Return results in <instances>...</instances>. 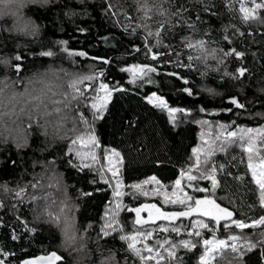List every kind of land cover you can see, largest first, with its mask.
<instances>
[{
	"label": "snow or ice",
	"instance_id": "obj_1",
	"mask_svg": "<svg viewBox=\"0 0 264 264\" xmlns=\"http://www.w3.org/2000/svg\"><path fill=\"white\" fill-rule=\"evenodd\" d=\"M164 2L165 0H160L159 3L155 0H134V7L128 8L125 4L114 5L112 0H95L93 11L99 9L97 15L106 20H113L114 25L119 24L122 28L119 40L115 33L103 37L105 43L112 41L113 48L122 49V52L118 50L113 56H93L84 49H71L67 47V40L58 39L54 42V47L61 52L89 58L93 63L88 65V71L85 73H66L69 76L70 91H63L61 99L56 103L67 110L65 120L70 117L72 128L63 131L58 128V140L65 143L49 142L47 147L50 151H58L69 169H78V175L86 173L91 190L81 189L84 198L91 197L95 192H111L98 229L91 224L88 226L96 231L97 248L103 246L101 241L107 244L109 238L122 245L116 250L120 253V258H117L112 248H108L109 254L104 258L103 264H129L130 258L131 264H193V261L198 264H214L216 257L221 256L225 250H229V264H264V123L260 122L264 120V99L256 95L248 99L245 94L244 80L250 76V72L244 66L246 52L237 46L242 45L246 37L252 35V30L249 28L245 33L235 24L214 29L211 18L220 17L218 13L210 11V4L201 2V7L194 9L200 14L193 19L192 9L185 8L183 0H176L175 4L172 0H167L169 8L164 7ZM26 3L55 6L57 0H0V6L5 9L0 11V16L13 18L12 25L3 26V31L16 30L17 20L23 16L21 9ZM228 6V0H225V8ZM64 9H70V5L65 3ZM114 9H119L125 23H120ZM61 11L63 17L78 15L71 10ZM83 11L87 15V9ZM130 11H136L140 15L130 16ZM239 11L241 23L248 25L255 22L264 25V0H250L249 4L240 0ZM149 13L165 19L155 21L157 26L153 28V18ZM203 14H208V20L204 19ZM29 23L31 30L28 34L38 35L42 25L31 21L30 18ZM177 27L182 30L183 35L175 32ZM229 28L233 29L231 33ZM75 30L87 33L90 28L75 25ZM216 32L220 33L221 39L210 41L208 36ZM176 35H179L177 45L164 42V38L171 39ZM128 36L136 39L124 44L123 40ZM261 37L264 38V31H261ZM160 48L165 51H160ZM178 48L190 53L186 60L181 59L183 52L177 50ZM141 52L145 57L141 62L128 63L122 58H131L133 53L139 56ZM40 55L54 57L56 52L53 48H48ZM252 56L255 59L257 53L253 52ZM209 59L214 61V64H209ZM230 59L238 61V66L232 71L228 70ZM14 60L13 63L7 55L0 56V64L5 71L11 68L19 73L23 69V56L16 53ZM168 65H172L175 70L167 71ZM161 68L164 69L165 75L180 82L179 88L176 89L178 95L172 99L168 98L171 93H161L159 82L154 79V76L160 74ZM181 69L198 71L202 78L209 71H215L222 83L215 87L201 85L198 90ZM117 74L120 79L116 78ZM3 79L7 81L8 77L5 75ZM15 82H21L19 75ZM31 82V79L25 78V91L18 94L27 97L25 103L35 102L29 105L27 110L30 117L41 109L44 96L43 91L33 94L27 87ZM153 84L157 85L156 90L145 88L146 85ZM230 88L237 91L233 93L229 91ZM256 91L264 96V86ZM202 93L213 99L205 104V95ZM181 97L188 100L199 99L201 104L184 103ZM215 98H219V106H216ZM125 99L129 102L126 109L122 103ZM133 99L136 100L134 106L131 103ZM251 103L259 104L261 110H250ZM136 109L162 120L164 134L173 143L177 142V138L183 137L188 125L201 126L200 143L191 147L190 154L185 152L187 159L181 162L178 174L171 181L170 192L167 190L168 186L156 174L136 179L131 183L126 180L128 166L120 147L125 141H116V135L120 133L126 136L129 131H135L147 120V116L141 117V113ZM56 111L60 112L61 108L57 107ZM122 111L124 114L120 115ZM40 114L47 115V112L44 110ZM201 114L227 115L230 119L223 122L210 121L204 119ZM197 116L201 118L197 119ZM109 119L112 121V141L105 140L104 129ZM246 120L255 121V126L241 122ZM148 127L155 135V125L149 123ZM37 128L42 130L43 135H47L46 124L37 123ZM13 143L18 152L30 147L27 139L23 138H13ZM236 145L246 154L247 172L233 175L225 162H217V154L222 153L227 157L230 149ZM231 159L235 161L236 157L232 156ZM243 162L241 160V163ZM6 163L15 166V161L10 157ZM55 163V158L45 161L46 166ZM154 163L163 165L159 159ZM232 166L235 167V164ZM221 173L242 183L245 176L250 175V183L255 185V188L249 190L253 192L254 199L245 207L248 212L253 213L252 215L244 211L238 213L236 201L230 198L228 193L223 197L217 196V191L221 189ZM100 181H103L104 188L98 186ZM202 181L207 182V186L202 184ZM146 185L150 187L146 188ZM0 187L5 193L13 191L7 184ZM25 192V188L16 186L17 204L24 203L21 193ZM141 197L145 200L149 197L159 198L161 203L140 202ZM31 200L35 202L37 197L32 196ZM125 200L128 202L125 203ZM222 200H227L228 205L232 206H227ZM161 205H171L175 210H165ZM63 207L67 205L62 202L61 210ZM0 210L4 211V216H0V228L8 230L4 236L13 245L17 241L30 244L41 230L55 225L64 234L62 247H71L77 252L72 264H80L87 256L84 251L85 241L91 238L78 234L75 225L69 224L70 218H66L62 223L58 215L51 212L41 213L32 207L29 210L33 220L29 226L30 222L24 218L17 205L9 206L0 200ZM144 212L147 213L146 216L141 215ZM189 218L191 219L188 224L182 223ZM157 221L160 223L157 224ZM177 221L181 223L177 224ZM257 226H260L261 231L255 235H248L244 231L249 228L255 230ZM20 227L25 230L23 234L18 232ZM233 229L240 231L237 233L232 231ZM204 230L211 235L205 238ZM220 230L225 235H217ZM84 231L87 232V228ZM157 232L168 235L163 239L157 238L155 244L147 242ZM182 233H185L187 238H172L171 234L179 237ZM181 250L184 255L180 254ZM25 253L23 246L17 254L9 251L6 244L0 242V264H65L64 258L56 250L48 251L46 255L31 257Z\"/></svg>",
	"mask_w": 264,
	"mask_h": 264
},
{
	"label": "trees",
	"instance_id": "obj_2",
	"mask_svg": "<svg viewBox=\"0 0 264 264\" xmlns=\"http://www.w3.org/2000/svg\"><path fill=\"white\" fill-rule=\"evenodd\" d=\"M114 5L125 4L128 8L134 7V0H112ZM159 3L160 0H155ZM176 0H172L175 4ZM201 2L204 4H210L212 7L210 11L219 14L220 18L213 16L211 18V24L214 29H220L222 25L235 24L237 27L248 32L249 28L252 30V35L246 37L245 42L242 45H237L241 50L246 52V60L244 66L249 69L250 76L244 80L245 94L248 99H251L254 95L264 99L260 93L256 90L259 87L264 86V38L261 37V31H264V25H258L253 22L245 25L241 23L240 19V0H228V8H225V0H183L184 7L192 9L191 15L193 19L200 14L194 9L201 7ZM70 5V9H64V4ZM245 4H249L250 0H244ZM164 7L169 8L170 5L165 0ZM95 8V0H57L55 6H41L38 3H26L24 8L21 9L23 16L17 20L16 30L12 32L3 31V26H11L13 18L10 16H0V56L7 55L14 63V57L16 53H20L23 56V69L19 73L15 70L8 68L6 71L2 64H0V186L7 184L13 191L5 193L3 188L0 187V200H3L6 205H17L22 210V214L27 219L31 226L33 220L32 212L29 210L35 207L37 211L41 213L51 212L53 215H58L61 222L69 217L70 225L74 224L78 229V234L84 235L86 238L85 249L87 256L80 261V264H103L104 258L108 256V248H112L114 252L119 249L122 245L120 242H113L110 238L107 244L103 241L100 243L103 245L101 248H97V242L95 240L96 231L92 227H88L90 224L94 225L98 229L100 223H102V216L105 210V204L111 196L110 190L107 192H95L89 198H84L81 189L91 190L89 183L86 179V173L77 174L78 169L73 171L63 163V159L58 151H50L47 147L49 142H55L59 144L65 143V141L58 140L57 129H71L72 123L70 117L65 120L66 109L63 106L57 104L56 101L61 99V93L63 91H70L68 88L69 76L66 73H85L88 71V65L93 63L89 58L79 57L76 55H69L61 52L58 48L54 47V42L58 39L67 40V47L71 49H84L87 50L90 55H108L113 56L122 49L113 48V42L109 41L105 43L103 40L104 36H108L115 33L117 39L121 38L122 28L119 24L114 25L113 20H106L97 15L99 9ZM75 11L78 15L63 17L61 11ZM83 9H87V15L84 14ZM0 6V11H4ZM117 16L120 23H125L123 15L120 14L119 9ZM130 16L136 17L140 15L136 11H130ZM152 15L153 23L152 26L155 28L157 25L155 21L165 19L149 13ZM204 19L208 20V14H203ZM29 18L33 22H38L42 25L38 35L28 34L31 30ZM115 19V18H114ZM75 25H81L90 28L87 33H79L75 30ZM203 26V25H201ZM233 29L229 28V33ZM175 32L183 35L182 30L177 27ZM136 39L135 37L128 36L123 40L124 44H127L129 40ZM208 39L219 40L221 39L220 33L209 35ZM139 43V40H137ZM166 44L177 45L179 42V35L173 38H164ZM215 47V45H211ZM48 48H53L56 52L54 57H43L40 55L42 51ZM160 51L165 49L160 48ZM183 52L181 59L186 60L188 53L187 50L177 49ZM257 53L254 59L252 53ZM195 55V54H193ZM128 63L141 62L145 59L144 53L141 52L139 56L135 53L132 54L131 58L122 57ZM175 59V57H173ZM167 59V56H165ZM98 63V62H97ZM209 64H214L211 59L208 60ZM238 66V61L230 59L228 62V70L232 71ZM202 69V66H200ZM175 70L172 65L167 66V71ZM186 75L189 76L193 85L200 90L201 85H208L215 87L222 83L219 78V74L215 71H209L205 77H201L198 71H188L187 69H181ZM8 77L7 81H4V76ZM19 75L21 82L17 83L16 77ZM25 78L31 79V83L27 87L33 91V94H37L40 91L44 92L42 97L41 109L34 113V116H29L27 110L29 105L35 103L28 101L26 96H20L19 93L25 91ZM117 79L120 76L117 74ZM154 79L159 82V90L163 94H169V99L174 98L178 95L176 89L179 88L180 82L174 80L164 74V69L161 68L160 74L154 76ZM126 83V80L124 81ZM6 85V86H5ZM148 90H156L157 85H146ZM229 91L235 93L236 89H229ZM14 93H16L14 95ZM205 95V104L209 100L213 99ZM217 105L219 106V98ZM184 103H195L201 104V100L193 98L188 100L185 97H181ZM125 109L128 107V100L122 101ZM132 105L136 104V100L131 101ZM60 107L61 111L57 112L56 108ZM250 110L258 111L260 105L257 103L249 104ZM24 109V111H22ZM46 110L47 115H41L40 112ZM137 112L141 113V117L147 116V120L142 123L135 131H129L126 136H122L120 133L116 135V141L124 140L125 143L121 144L120 147L126 157V164L128 171L126 173V180L128 183L135 181L136 179H143L148 175L156 174L161 178L165 185L168 186L167 190L171 191V181L175 175L178 174L181 162L187 159L184 155L185 152L190 154V149L200 143V131L201 126L190 124L187 126L183 137L177 138V142L173 143L167 135L164 134L165 129L163 127V121L157 120L156 116H151L146 112H141L140 109H136ZM123 111L120 115H123ZM159 115V114H157ZM204 119L210 121L220 120L227 121L230 119L227 115H205L201 114ZM201 118L200 116L196 117ZM249 126H255L256 122L253 120L241 121ZM264 123V120L260 121ZM37 123L41 125L46 124L47 135L42 134V130H38ZM112 121L109 119L107 126L104 131L106 133L105 140L112 141L111 135ZM152 123L155 125V135L153 130L148 127V124ZM13 138L27 139L30 147L24 148L21 151H17ZM141 144L143 147H141ZM7 148V151H5ZM232 156H235V161H232ZM15 161V166L11 163H6L8 158ZM55 158L56 163L50 166L45 165V161H50ZM159 159L163 162V165L156 164L154 161ZM241 160L244 162L241 163ZM217 162H225L229 171L233 175H238L247 172V160L246 154L238 146H234L230 149L227 157L222 153L217 154ZM235 164V167L232 166ZM221 189L217 191L218 197H223L225 193L229 194V197L236 201V210L247 212L248 215L253 213L248 212L245 207L248 203L254 199V194L249 189H254L255 185L250 183V175L245 176V180L236 181L232 177H226L223 173L220 174ZM226 182V183H225ZM207 186V182H201ZM19 185L25 188L26 192L21 193L24 198L23 204H17L15 189ZM35 185V187H32ZM99 187L104 188L103 181L99 182ZM150 187L148 185L145 186ZM78 193H80L78 195ZM32 196H36L37 200L33 202ZM62 202L67 207H63ZM128 201L125 200V203ZM140 202L149 203H161L159 198L141 197ZM222 203L228 205L227 200H222ZM165 210H175L171 205H161ZM122 215H126L122 213ZM134 215V214H133ZM0 216H4V211L0 210ZM7 219V217H5ZM189 219L183 220V224H188ZM14 223V221H12ZM160 222L157 221V224ZM181 221H177L180 224ZM131 227V225H130ZM87 228V232L84 229ZM8 230L6 228H0V242L6 244L9 251L16 252L19 254V249L23 246L26 249L27 256H34L40 253L48 252L51 250L59 251L65 261V264H72L73 259L77 256V252L71 247H62V241L64 240V234L60 228L52 225L51 228L45 227L40 231L33 241L29 243L21 244L17 241L15 245L11 241L6 240L4 233ZM24 228H18V232L23 234ZM232 231L239 232L240 230L233 229ZM248 235H255L261 231L260 226H257L255 230L245 229ZM31 236V233H29ZM165 233L157 232L154 234L149 241L155 244L156 239H163ZM173 239L187 238L185 233L177 237L175 234H171ZM211 233L204 230V236L207 238ZM217 235L223 236L225 233L220 230ZM184 255L183 251L180 252ZM83 255V252L81 253ZM117 258H120V253L116 252ZM230 254L227 252L225 256L216 259L214 264H229ZM59 264V263H57ZM131 264V258L129 260ZM193 264H198L197 261H193Z\"/></svg>",
	"mask_w": 264,
	"mask_h": 264
},
{
	"label": "rangeland",
	"instance_id": "obj_3",
	"mask_svg": "<svg viewBox=\"0 0 264 264\" xmlns=\"http://www.w3.org/2000/svg\"><path fill=\"white\" fill-rule=\"evenodd\" d=\"M141 215H142V216H146L147 213L144 212V213H141ZM67 218H69V217H67ZM70 223H71V221H70V219H69V224H70ZM227 252H229V250H225V251L221 254V256H219V257L225 256V255L227 254ZM219 257H216V259L219 258ZM216 259H215V261H216ZM215 261H214V262H215Z\"/></svg>",
	"mask_w": 264,
	"mask_h": 264
},
{
	"label": "water",
	"instance_id": "obj_4",
	"mask_svg": "<svg viewBox=\"0 0 264 264\" xmlns=\"http://www.w3.org/2000/svg\"><path fill=\"white\" fill-rule=\"evenodd\" d=\"M57 251V250H56ZM61 256H62V254L59 252V251H57ZM46 253L47 252H44V253H40V254H37V255H34V256H41V255H46ZM31 257V256H30ZM63 257V256H62ZM57 263H59V262H57Z\"/></svg>",
	"mask_w": 264,
	"mask_h": 264
}]
</instances>
